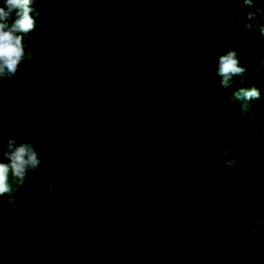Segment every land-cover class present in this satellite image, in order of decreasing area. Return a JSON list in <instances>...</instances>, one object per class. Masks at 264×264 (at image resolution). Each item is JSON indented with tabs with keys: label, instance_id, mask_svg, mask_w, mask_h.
Returning <instances> with one entry per match:
<instances>
[{
	"label": "trees",
	"instance_id": "trees-1",
	"mask_svg": "<svg viewBox=\"0 0 264 264\" xmlns=\"http://www.w3.org/2000/svg\"><path fill=\"white\" fill-rule=\"evenodd\" d=\"M34 7L0 148L23 139L42 163L0 197V264H264V0ZM229 49L246 71L224 89ZM251 86L241 116L233 92Z\"/></svg>",
	"mask_w": 264,
	"mask_h": 264
},
{
	"label": "clouds",
	"instance_id": "clouds-1",
	"mask_svg": "<svg viewBox=\"0 0 264 264\" xmlns=\"http://www.w3.org/2000/svg\"><path fill=\"white\" fill-rule=\"evenodd\" d=\"M39 0H0V85L5 78L11 79L19 71L21 63L31 59L30 53L25 51L24 38L34 30L36 18L41 10L34 7ZM239 2V0H237ZM259 0H243L248 6H254ZM257 12L261 11L256 9ZM255 12H248L246 19L241 23L245 29L252 31L257 26L250 23ZM264 35V25L259 26ZM239 53L229 49L217 57L216 75L221 85L228 89L234 77H243L246 68L242 67L238 59ZM245 81L241 79V84ZM235 100L242 101L240 105L241 116L254 117L257 113L253 109V101L260 100L261 92L257 87H240L233 92ZM2 131V130H0ZM7 162H4V161ZM42 161L35 146L23 139L9 137L4 148H0V197L11 194L21 188L29 172L39 175ZM11 181L15 182L13 188ZM49 192L54 191L53 185L43 182L34 191L39 192L44 186ZM12 197L9 195V203Z\"/></svg>",
	"mask_w": 264,
	"mask_h": 264
}]
</instances>
